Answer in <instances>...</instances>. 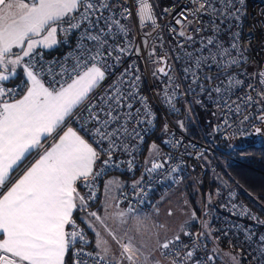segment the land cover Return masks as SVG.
<instances>
[{"label": "snow or ice", "instance_id": "1", "mask_svg": "<svg viewBox=\"0 0 264 264\" xmlns=\"http://www.w3.org/2000/svg\"><path fill=\"white\" fill-rule=\"evenodd\" d=\"M190 3L193 7L175 19L180 28L169 29L183 38L177 47L182 50L184 79L189 83L180 95L206 93L224 112L227 128L233 126L229 114L242 116L240 124L253 120L264 124V69L253 74L259 89L257 84L234 78L233 72L246 59L247 50L241 48L239 32L232 30L231 23L240 21L245 0ZM133 8L140 28L152 30L144 33V46L153 33L162 39L151 0H0V264H65V255L77 239L86 242L74 218L76 212L85 213L98 251L86 253L81 247L74 253L75 264H89L85 257H92V264H141V257L143 264H163L154 257V251H159L167 264H209L214 260L211 254L200 256L201 248L207 253L204 240L215 231L206 221L202 227L207 231L199 233L184 230V225L171 238L160 240L157 233L156 248L147 254L143 250L147 245L137 246L127 232L124 242L107 224L109 217L118 218L121 224L132 219L138 226L143 219L131 203L126 210L109 213L113 207L109 201L115 200L119 209L120 201L111 195L123 187L116 180L104 185L106 214L89 210V201L96 199L98 178L116 166L118 153L132 155L136 142H143L142 126L152 124L147 119L153 115L150 104L140 93L138 67H121L133 51L140 54V48H132L128 39L131 26L123 22L132 18ZM72 36L76 37L74 46L61 58H45L46 51L71 44ZM155 55L153 47L149 56ZM158 61L167 64V57H158ZM213 68L216 75H208L205 69ZM171 71V65L168 70L163 66L156 69L169 78L173 89L170 96L165 92L169 103L181 88ZM245 87L250 91L233 100L236 90ZM196 102L201 103L199 99ZM252 108L256 115L248 112ZM178 123L183 128V123ZM220 130L219 125L214 129ZM254 130L257 134L264 131L260 127ZM150 152L159 157V146L153 143ZM164 166L153 160L145 171L151 175ZM128 167L133 168L131 160ZM143 180L144 173L133 181L134 196L147 195ZM80 187L88 190L87 195L81 194ZM121 195L127 198L126 193ZM208 203H212L211 195ZM231 206L237 207L234 203ZM241 211L264 227V219L250 209ZM192 219H196L195 212ZM97 225L119 246L118 256L112 254ZM181 232L193 238L191 244L183 242ZM213 239L219 241L220 237ZM245 243L251 249L249 264H264V233L247 232ZM212 251H218V246ZM232 260L240 264L235 256Z\"/></svg>", "mask_w": 264, "mask_h": 264}, {"label": "built area", "instance_id": "2", "mask_svg": "<svg viewBox=\"0 0 264 264\" xmlns=\"http://www.w3.org/2000/svg\"><path fill=\"white\" fill-rule=\"evenodd\" d=\"M151 2L155 7L157 23L161 25L158 32L162 39H157L156 33H153L151 37H148V46H144V33L151 32L152 30L150 27L140 28L138 20L135 17V8H133L132 18L129 21L123 22L131 26L128 39L132 41V48H140V54L137 55L133 51L131 55L125 58V63L121 67H125L128 64H135L138 67V74L141 77L140 93L147 97L150 104L153 115L147 119H151L152 124L145 123L142 126L143 142H136L132 155L118 153L114 157V164L116 166L108 168L98 178L95 188L96 199L89 201V203L96 204L99 201L102 181L108 175L122 174L132 177L139 171L141 177V174L144 173L143 186L147 193L146 196H134L133 189L129 186L122 191L127 194L126 199L121 195V192L117 197V200L120 201L119 205L127 208L129 203H131V206L137 212L145 208V205L155 192L171 191L186 181L192 182L200 191L205 177L211 174L213 180L217 183L214 194L215 202L211 210L212 214H210L211 229L215 230L213 232L220 237L219 240H225L231 248L236 249L239 253L243 249L242 255L249 264L251 249L245 243V235L247 232L264 233V227L250 220L241 210L244 208L250 209L253 214L262 219H264V213L256 211L248 205L247 200L241 196L245 191L238 184L232 182V179H224L223 174L226 172L225 163L246 164L236 158L230 157L222 150L216 149L214 144L217 139L237 142L250 137L254 134L255 127L261 128L263 124L258 120L240 124V120L243 119L242 116L237 117L229 114L228 119L233 126L232 128H227L223 124L224 112L208 98L206 93L201 94L197 91L195 95H180L189 83L188 80L184 79L183 68L185 61L182 58V50L177 47L178 42L182 41L183 38L174 35L169 29L171 27L179 29L180 25L175 24V19L180 18L179 14L185 9L193 7V5L190 3V0H151ZM165 8L169 10V13L164 12ZM243 9L240 21L231 22L234 25L232 30L239 32L241 48L247 50L244 53L246 57L244 62L233 69L235 73L234 78L243 79L246 84L249 82L257 84V88L259 89L258 81L253 77V74L264 69V0H245ZM207 20L208 17L205 16L204 21L207 22ZM75 39L76 37L72 36L71 44L65 43L55 50L46 51L45 58L48 60L61 58L70 50L71 46H74ZM224 39L227 40V36ZM153 47H155L156 55L150 57L149 53ZM161 56L167 57V64L158 61V57ZM178 56L181 58L177 59ZM168 65L172 66L171 75L176 77L175 83L181 85V88L176 90V96L171 97L172 103H169L165 96V92L170 96L173 91L169 87V78L163 73L156 72V69L162 66L168 70ZM205 71L208 75H216L215 68L211 70L205 69ZM154 72H156L155 76L153 75ZM202 82L207 85L206 81L202 80ZM9 86L12 85L9 84ZM249 91L246 87L237 89L236 95L232 96V99L235 100L237 95L244 96ZM251 94L255 97V92ZM198 99L201 103L196 102ZM198 112H203L205 115V129L199 125ZM248 112L251 115H256L255 108L248 109ZM178 122L183 123V128ZM165 125H167V130H165ZM218 125L221 130L214 131ZM155 135L162 140V155L160 159L156 158L151 161L155 160V162L163 163L165 166L163 169L149 175L145 169L151 166V161L146 164V159L143 160L141 157L145 154L149 140ZM200 153H203L202 157L199 156ZM130 160L133 163L131 170L128 167ZM97 167H99V162ZM172 168H176L177 171L171 172ZM82 188L87 195L88 190L84 187ZM218 191L219 195H216ZM229 193H232V195L230 196ZM233 203L237 205L235 209L231 206ZM199 204V214L189 228V232L191 233L204 231L202 222L206 221L207 206L202 193H200ZM222 205H227V207H223ZM80 228L84 231L86 242H81L77 239L74 246L70 247L68 253L71 255L73 264H75V260L77 259L74 253L81 247H83L86 253H94L89 248L92 243L90 236L84 227L80 225ZM225 231L228 232L227 236L223 235ZM192 239L186 236L183 242L191 244ZM229 241L232 243L230 244ZM204 243L206 244V239ZM206 254H210L208 249L206 253L201 248L200 256L203 258ZM85 258L89 260V264H92V257ZM209 264L215 263L214 261H210Z\"/></svg>", "mask_w": 264, "mask_h": 264}, {"label": "rangeland", "instance_id": "3", "mask_svg": "<svg viewBox=\"0 0 264 264\" xmlns=\"http://www.w3.org/2000/svg\"><path fill=\"white\" fill-rule=\"evenodd\" d=\"M56 48H54L53 50H55ZM153 143L159 146V157H155L154 154L150 152V147ZM214 145L216 149L222 148L224 150L222 151L232 158L243 159L244 157L253 154L256 151H262V149L256 148H258L259 146H264V133L256 137V148L239 149L235 143H229L226 147L219 146L217 143H215ZM161 153V144L156 141H151L148 146L145 159L146 161H151L152 159L156 158L160 159L162 155ZM185 186H187L186 193H177L173 190L160 191V194L162 195L161 198L164 199V202L161 204V207L158 208L159 211L149 214V217L144 221L142 226H138L136 221H133L132 219H129L127 224H121L120 220L115 217H109V219L107 220V224L117 234L118 237L123 238L124 242H127V237L124 236L125 232L128 233V236L133 238V241L137 239L138 246L142 243L146 244L147 246L156 245L157 233H159L160 240L171 238L175 233L180 232L182 223L188 217V215L190 219H192V213L195 211V207L200 203L199 189L194 185H190L189 183L185 184ZM109 202L113 205L112 208L108 209L109 213L118 211L120 209H127L126 207L121 205H119V209H117L115 207V200ZM181 210H186L185 212L188 213H183V211ZM169 212H171L172 215H169ZM98 214L104 216L106 213L104 211L103 213L100 212ZM175 218L177 222H173V219ZM210 218V214L206 215L207 223L210 221ZM160 225H164L165 227L161 228ZM100 231L104 238L108 240L112 254L117 256L120 252L119 246L115 241L112 240L110 236L107 235L106 232H104L102 228H100ZM180 234L181 237H183V233L181 232ZM113 248H115V250H113ZM223 256L224 260L221 259L222 264H233V256H235L237 260L240 261V264H245L241 256H238L231 251H225Z\"/></svg>", "mask_w": 264, "mask_h": 264}, {"label": "trees", "instance_id": "4", "mask_svg": "<svg viewBox=\"0 0 264 264\" xmlns=\"http://www.w3.org/2000/svg\"><path fill=\"white\" fill-rule=\"evenodd\" d=\"M15 82L19 83V79H17ZM198 117L200 119V121H199L200 127L205 129L204 127L206 126V122H205V115L203 114V112H198ZM261 129L264 130V124L261 127ZM263 133H264V131H262V133L258 134L257 136H259ZM257 136L252 135L250 137L241 139L237 142L232 141V140H219V139H217L215 143H217L219 146H222V147L223 146L226 147L229 143H235L239 149L256 148L255 147V141H256ZM151 141H156V142L160 143L161 147H162V142H161L162 140H161V138L157 137V135L152 137L148 143L150 144ZM149 144H147V146H146L144 156L141 157L143 160H145V155H146ZM220 149L223 150L222 148H220ZM256 149H262V151H256L255 153L250 154V155L244 157L243 159H238V160L244 162L247 166L243 165V164H238V163H236V164L230 163V162L225 163L226 172L223 174V176H224L225 180L232 179L233 180L232 182L238 184L245 191V193L241 194V196H243L247 200L248 205L251 208H253L256 211H261L264 213V146H259ZM110 176H115V177H118L120 179H123L125 182L124 189L131 186L133 181L141 178L139 175V171L136 172V174L132 177L129 175L113 174V175H108L106 178H108ZM103 181H102V184H103ZM216 187H217V183L213 180V176L211 174H208L205 177V180H204L202 187H201V190H200V193H202V195L205 198V202H206V206H207L206 207V215L212 214L211 210H212L213 204L215 202V195L214 194H215ZM101 189H102V186H101ZM210 195L212 197V203L211 204L208 203V199H209ZM100 197H101V195H100ZM89 204H91V203H89ZM91 205H94V204H91ZM146 205H145V207H146ZM199 205H197L195 207L196 216L199 214ZM78 224H80V223L78 222ZM80 225L82 226V224H80ZM208 225H209V228L211 229V218H210V221L208 222ZM204 231H207V229H204ZM86 232L88 235H90L87 230H86ZM215 236H217V234L213 232V236L208 237L206 239L207 249H208L209 253L211 255H213V257H214L213 261L215 264H222L221 259L224 255L225 251H231L234 254L241 256L243 262L245 264H248L246 262V260L244 259L242 253H239L236 249L231 248L230 245L227 244L226 241L223 239H221L219 241H215L213 239V237H215ZM217 246H218V251L213 252L212 250L214 248H217ZM89 248H91V245ZM68 257H70V260H72L71 255L69 253H68Z\"/></svg>", "mask_w": 264, "mask_h": 264}, {"label": "crops", "instance_id": "5", "mask_svg": "<svg viewBox=\"0 0 264 264\" xmlns=\"http://www.w3.org/2000/svg\"><path fill=\"white\" fill-rule=\"evenodd\" d=\"M151 160V159H150ZM140 179V178H139ZM138 179V180H139ZM109 180H116L117 182L121 183L123 185L122 189H115L111 195H114L116 197H118L119 193L123 191L124 189V186H125V182L123 179H120L118 177H115V176H110L108 178H106L104 181H103V184H102V189H101V197H100V200L94 204V205H90V208L89 210L91 211H97L98 213H103L104 212V202L107 200V196L105 195V189H104V185L107 181ZM189 183L188 181L184 182L183 184L181 185H178L176 186L173 191L177 192V193H186L187 191V186H185V184ZM190 185H194L192 182L189 183ZM195 186V185H194ZM196 187V186H195ZM197 188V187H196ZM80 192L82 195H85V192L83 190L82 187H80ZM161 194H160V191H157L153 194V196L149 199L147 205L145 208L139 210L136 212V214H138L142 219H143V223L144 221L149 217V214H152L156 211H159L158 208L161 207V204L164 202V199L161 198ZM183 211V210H181ZM186 211V210H185ZM183 211V213H188V212H185ZM196 213V211H194ZM182 213V214H183ZM85 213H82V212H76L74 213V218L80 223L82 224V226L88 231V233L90 234V238L92 240V244H91V251H93L94 253L96 251H98V249H96V246H95V242H96V235H95V232L88 228L87 226V223L85 222ZM195 219H190L189 215L188 217L184 220V222L182 223V225L185 226L184 230L186 231H189V228H190V225L191 223L194 221ZM135 221V220H133ZM176 221V218L173 219V222ZM177 222V221H176ZM142 226V225H140ZM97 227L99 228V225H97ZM100 230V228H99ZM186 236H183L182 237V240L185 239ZM135 244H137V239L133 241ZM138 246V245H137ZM156 248V245H151V246H147L146 248H144L143 250L145 251V253L147 254V252L149 251H152ZM113 250H115V248H113ZM114 252V251H113ZM154 257L156 259H160L163 261V264H167V261L164 260V257L161 256L160 252L159 251H154ZM119 255V253H118ZM117 255V256H118ZM221 256V255H220ZM162 257V258H161ZM222 257V256H221ZM222 259L224 260V256L222 257ZM65 264H72V260H70V257H68V253L65 255ZM125 264H127V262H125ZM141 264H143V257H141Z\"/></svg>", "mask_w": 264, "mask_h": 264}, {"label": "water", "instance_id": "6", "mask_svg": "<svg viewBox=\"0 0 264 264\" xmlns=\"http://www.w3.org/2000/svg\"><path fill=\"white\" fill-rule=\"evenodd\" d=\"M258 134L254 132L253 136H257Z\"/></svg>", "mask_w": 264, "mask_h": 264}]
</instances>
